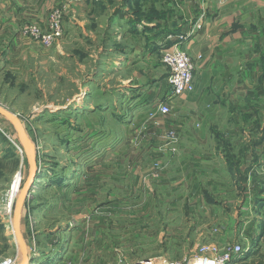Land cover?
I'll return each mask as SVG.
<instances>
[{"label": "rangeland", "instance_id": "1", "mask_svg": "<svg viewBox=\"0 0 264 264\" xmlns=\"http://www.w3.org/2000/svg\"><path fill=\"white\" fill-rule=\"evenodd\" d=\"M129 3L98 0L89 15L77 20L65 13L59 47L38 42L41 58L28 55L26 71L0 73V106L17 118L26 141L25 147L14 123L0 114V262L129 264L154 256L188 257L208 243L238 242L248 248L228 221L240 200H131L135 158L127 156L129 135L124 132L133 109L122 106L129 83L121 82L139 66L151 76L147 70H157L158 61L134 55L128 65L121 64L118 51L137 39L132 40L130 23L110 19L121 9L131 13ZM175 109L169 116L183 123L171 125L180 138L179 153L161 161L188 166L197 160V168L209 172L196 178L222 170L206 158L213 156L211 132L193 116L198 110L184 119ZM221 121L227 122L226 116ZM215 126L235 133L232 137L241 143L236 147H242L241 126ZM151 145L143 144L144 154ZM222 145L227 148V142ZM143 161L151 163L146 157ZM80 213L88 216L75 219ZM241 258L238 264H264V249L244 251Z\"/></svg>", "mask_w": 264, "mask_h": 264}, {"label": "crops", "instance_id": "2", "mask_svg": "<svg viewBox=\"0 0 264 264\" xmlns=\"http://www.w3.org/2000/svg\"><path fill=\"white\" fill-rule=\"evenodd\" d=\"M97 1L0 0V73L13 70L21 74L26 71L28 55L41 58L42 53H38L41 46L23 36L21 26L37 23L46 28L54 8H63L66 18L77 20V17L89 15ZM126 2H130L132 12L125 14L121 9L110 19L111 23H130L132 40L137 39L127 50L121 48L118 51L121 64L123 67L128 65L134 55L139 60L156 61V57L158 61L154 64L157 70H147L151 76H145L139 66L121 82L129 83L125 86L129 92L121 102L122 106L126 104L133 109L132 119L126 124L128 131L124 132L129 135L127 147L132 152L127 156L135 158L131 167V200H240L228 220L235 224L234 236L240 230L237 236L247 239V252L257 254L263 251L264 0ZM140 12H148L149 17L155 15L151 16L152 19H138ZM172 34L174 41L171 40ZM182 35L186 38L181 40L180 46L193 56L196 64L194 89L184 96L172 98L167 70L160 64L158 56L162 49L172 48ZM159 99H170L171 108L176 107L175 112L181 118L189 111L198 110L193 116H199V122L208 126L211 132L213 156L205 154L206 158H213L217 164L212 167L219 170L222 166V170L196 178L197 174L209 172L208 168H197V160L188 166H166L164 163L170 161H161L179 153L180 138L171 142L166 131L173 128V121L175 125L183 123L175 115L173 118L170 114H159L156 110ZM209 109L212 113L208 112ZM222 116H226L227 122L221 121ZM194 117L191 116L192 120ZM220 124L243 128L242 147H236L241 143L232 137H236L235 133H225L215 126ZM200 137L196 136V139L202 140ZM149 142L152 145L148 154H144L143 144ZM222 142H227L226 149ZM145 157L151 160L150 164L144 163ZM223 171L228 175L222 176ZM87 216L80 213L75 219Z\"/></svg>", "mask_w": 264, "mask_h": 264}, {"label": "built area", "instance_id": "3", "mask_svg": "<svg viewBox=\"0 0 264 264\" xmlns=\"http://www.w3.org/2000/svg\"><path fill=\"white\" fill-rule=\"evenodd\" d=\"M63 8H54L46 23V28H42L37 23L25 24L21 26L20 32L23 36L40 42L45 47L57 48L63 34ZM186 36H179L172 48L161 51L160 61L167 70V83L170 86V97L184 96L194 89L193 71L195 64L191 56L180 46L181 40ZM156 110L163 116L171 113V102L169 100H158ZM166 136L171 142L177 140L174 129L166 131ZM248 250V249H247ZM238 242H225L222 244L208 243L200 246L199 250L193 252L188 257L180 259H170L165 256L147 257L129 264H238L244 262L241 258L244 251H247ZM0 264H14V261L5 259ZM109 264H121L112 262Z\"/></svg>", "mask_w": 264, "mask_h": 264}, {"label": "water", "instance_id": "4", "mask_svg": "<svg viewBox=\"0 0 264 264\" xmlns=\"http://www.w3.org/2000/svg\"><path fill=\"white\" fill-rule=\"evenodd\" d=\"M0 114L3 115V116H5L11 122L14 123V125L16 126L17 133L19 135V138L22 141V143L24 144V146L26 147V141H25V138H24L23 133L21 132V130L19 128V122H18L17 118L15 116H13L9 111H7L2 106H0ZM28 157H29L30 162L32 163V158H31L30 154H28ZM25 190H26V186H24V188L22 189V194H21V198L19 200V203L21 202V200L23 198V194H24Z\"/></svg>", "mask_w": 264, "mask_h": 264}, {"label": "trees", "instance_id": "5", "mask_svg": "<svg viewBox=\"0 0 264 264\" xmlns=\"http://www.w3.org/2000/svg\"><path fill=\"white\" fill-rule=\"evenodd\" d=\"M147 14H148V12H140V15H139L138 19H141L142 17H145L146 19H152L151 16L155 15V14H152L149 17V15H147Z\"/></svg>", "mask_w": 264, "mask_h": 264}, {"label": "bare ground", "instance_id": "6", "mask_svg": "<svg viewBox=\"0 0 264 264\" xmlns=\"http://www.w3.org/2000/svg\"><path fill=\"white\" fill-rule=\"evenodd\" d=\"M12 185H13V184H12ZM16 185H18V184H17V181L14 182V185L12 186V187H13L12 191H13V190L16 191ZM12 187H11V188H12ZM14 191H13V192H14Z\"/></svg>", "mask_w": 264, "mask_h": 264}]
</instances>
